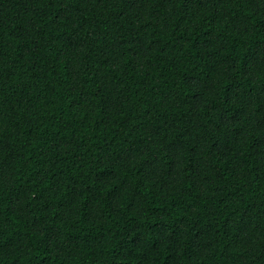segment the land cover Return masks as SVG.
Returning <instances> with one entry per match:
<instances>
[{
  "label": "trees",
  "instance_id": "trees-1",
  "mask_svg": "<svg viewBox=\"0 0 264 264\" xmlns=\"http://www.w3.org/2000/svg\"><path fill=\"white\" fill-rule=\"evenodd\" d=\"M0 264H264V0H0Z\"/></svg>",
  "mask_w": 264,
  "mask_h": 264
}]
</instances>
